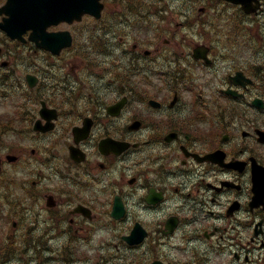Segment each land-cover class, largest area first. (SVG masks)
<instances>
[{"label": "flooded vegetation", "instance_id": "1", "mask_svg": "<svg viewBox=\"0 0 264 264\" xmlns=\"http://www.w3.org/2000/svg\"><path fill=\"white\" fill-rule=\"evenodd\" d=\"M214 7L238 8L171 4L163 15L176 29H165L168 36L156 51L202 35L178 32L207 21ZM122 32L114 60L103 61L115 70H0L2 86L14 90L30 88L33 75L31 88L42 89L33 99L36 107L45 101L58 110L52 130L34 129L38 108L31 129L15 130L26 139L15 148L18 161L30 163L32 175L31 209L18 217L27 226L26 233L17 229L27 236L21 246L68 256L30 264H264V184L257 197L253 171L254 159L264 164V145L255 134L261 112L251 108L248 115L247 99L225 96L224 87L219 94L201 88L198 75L205 70H161L158 90L147 95L146 70H130L145 48L130 30ZM145 54L152 60V52ZM230 76L223 78L225 88L233 86ZM119 103L120 112L112 113ZM105 139L130 145L118 152L101 147ZM218 150L217 157H208ZM18 161L2 159L4 174L20 168ZM116 201L124 207L119 218L112 215ZM136 223L145 237L133 245L126 237Z\"/></svg>", "mask_w": 264, "mask_h": 264}, {"label": "rangeland", "instance_id": "2", "mask_svg": "<svg viewBox=\"0 0 264 264\" xmlns=\"http://www.w3.org/2000/svg\"><path fill=\"white\" fill-rule=\"evenodd\" d=\"M117 0H104L106 7L104 10V16L103 20L104 22H107L109 25L107 29L111 28V25L114 21H116L121 15L122 11L124 10L122 5ZM159 0L155 1V3H158ZM167 3H181V0H165ZM170 14V11L167 13ZM177 21H180V17H176ZM146 20V19H145ZM153 23L155 26H160V21L158 18L153 17ZM133 18L130 17V20L128 21L129 24L132 26ZM171 21L162 23V27H167V24ZM102 22H95L92 18H86L81 23H76L73 25H67V24H61L60 28H66L71 30L73 36H74V47L72 49H69L65 54H63V57L65 58H59L55 59L52 58L49 60V67L56 66L58 70H105L104 66L99 67V65L96 62V59L99 57V53L107 54L110 53L109 51L103 52L107 50L108 48L111 49L110 41H108L109 37L107 35H104L103 29L99 30L101 28ZM135 25V24H134ZM140 25V24H139ZM138 25V27H139ZM249 27L250 32L245 35V37H248L249 40L242 43H236L234 46L231 45L230 50L224 48L223 44H216L215 43V54L218 56V59L215 61V64L213 67H207V68H201L199 67L197 70H210L211 71V85L207 86L204 83H201V86L205 88L209 93H212L214 89H216L219 85H221L222 78L227 75V72L229 70H234L233 67H241L242 69L246 70H255L257 69V66H259V70H261L264 73V9L260 15H258L256 18H254V21H249V23L246 24ZM137 26V25H136ZM145 26V25H142ZM133 28V26H132ZM193 29V28H192ZM144 36L146 35V32L141 30L140 28H134V31ZM178 34H187V31L184 29H180ZM78 39L80 43L81 51H89L90 55L87 57V54L84 55L83 53L79 52L78 50ZM110 40V39H109ZM199 40V35L194 36L190 35V40H187V43H182L180 47L177 45V49L180 52L187 51L189 49H192L195 45V42ZM7 44V41L5 45ZM189 44V46H187ZM1 46V43H0ZM156 44H153L152 46H149L151 50L155 48ZM190 47V48H189ZM28 51L26 53L30 55L31 57L28 58V62H31L33 59L38 62H42V54L35 53L33 50H30V47H26ZM188 48V49H187ZM240 50H245L243 53H240ZM12 52H15L12 50ZM231 52L232 54H229ZM227 54V55H226ZM18 53H16L15 60L17 59ZM102 58L105 60H108L102 55ZM127 58V57H126ZM260 58V61L253 64L252 61L249 59H257ZM33 61V62H35ZM50 63L54 65H50ZM39 64V63H37ZM15 65H11L9 67V70H13ZM200 76H203L205 78H208L210 75L205 76L204 74H201ZM6 93H10L7 91ZM4 93L3 89L0 88V114L12 112L14 107H16L17 104L23 103V98L17 94V92H13L11 96L6 95ZM11 94V93H10ZM23 111L24 108H22ZM264 116V114H263ZM264 119V117H263ZM5 149H0V155H5ZM12 152V151H11ZM30 153V148L28 149V152ZM27 172V171H26ZM28 175H26V178ZM2 202V199H1ZM6 214L3 213V215H0V236L6 235V231L9 229L10 223L6 222L5 219ZM18 220V217H13L11 221ZM15 230L10 229L9 233L15 237L14 234ZM0 242L1 237H0ZM19 242V241H18ZM21 242V241H20ZM13 246L15 249L14 251H9V255H6L7 257L0 256V258H5L6 262L8 264H14L17 262H37L39 260L48 259L51 258L55 254L57 255L58 252L54 253L51 251H36V250H24L22 247H19L17 243H14ZM54 255V256H55ZM5 262V263H6Z\"/></svg>", "mask_w": 264, "mask_h": 264}, {"label": "water", "instance_id": "3", "mask_svg": "<svg viewBox=\"0 0 264 264\" xmlns=\"http://www.w3.org/2000/svg\"><path fill=\"white\" fill-rule=\"evenodd\" d=\"M230 1L241 3L247 12L254 11L259 6L258 0L255 6H252V0ZM103 7L104 4L100 0H8L0 7V13L6 14L0 22V27L12 38L18 39H23V33L32 29L29 36L31 40L36 41L38 46L59 53L62 48L71 45V34L69 31L48 32L47 27L62 21L80 20L85 13L100 17ZM206 53L207 48L203 46H198L194 50L196 57H204L210 61ZM236 77L243 76L239 73ZM41 115L46 117L45 107L41 109ZM38 122L41 121L38 120L37 125ZM261 134L264 141V131Z\"/></svg>", "mask_w": 264, "mask_h": 264}, {"label": "bare ground", "instance_id": "4", "mask_svg": "<svg viewBox=\"0 0 264 264\" xmlns=\"http://www.w3.org/2000/svg\"><path fill=\"white\" fill-rule=\"evenodd\" d=\"M22 164H25V163H23L22 162ZM30 165V164H29ZM1 199L3 200L4 199V197L2 196V195H0V201H1ZM13 227L14 228H20V229H25L27 226L26 225H21L20 223H16L15 225H13Z\"/></svg>", "mask_w": 264, "mask_h": 264}]
</instances>
